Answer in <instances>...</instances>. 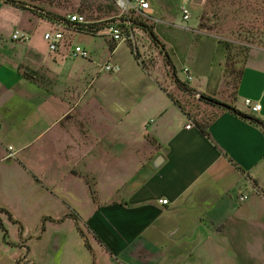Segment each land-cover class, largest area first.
Wrapping results in <instances>:
<instances>
[{
	"label": "crops",
	"instance_id": "obj_1",
	"mask_svg": "<svg viewBox=\"0 0 264 264\" xmlns=\"http://www.w3.org/2000/svg\"><path fill=\"white\" fill-rule=\"evenodd\" d=\"M149 1L154 25L183 21L181 9L186 6L190 20L196 19L200 26L212 0ZM221 1L213 0L215 8L223 7ZM30 15L28 10L0 0V42L20 51L15 55L11 48L0 49V209L18 222L0 212L7 232L16 228L20 238L26 235L33 238L34 245L50 248L56 236L67 235V223L80 237L75 221L67 217L75 212L83 231L88 229L97 241L100 253L110 257L108 263L262 262L256 255L264 256V126L229 110H218L210 121L208 138L157 84L161 106L149 105L150 113L134 122L139 136H150L156 147L151 145L145 164L141 155L137 157L133 165H140L138 179L136 175L133 186L121 195L125 198L111 197L96 205L90 197V178L96 167L94 110L100 106L108 122L119 115L120 122L127 121L133 110L119 108L116 102L113 108L109 103L105 106L106 101L95 91L98 78L86 65L68 62L69 53L58 58L31 40L13 41L15 30L10 33L8 29L28 33ZM199 32L208 34L200 28ZM220 41L213 35L217 64L207 69L201 65L188 68L193 76L188 86L264 124V46L248 52L236 94L229 100L223 85L226 49ZM111 87L104 84L100 88L103 96ZM248 99L261 104L260 113H251L245 103ZM105 149L111 160L109 147ZM158 155L164 156V163L149 171ZM248 180L255 191L240 204L237 197ZM99 185L98 180L97 189ZM259 240L261 247H256ZM13 246L4 241L0 226V255L7 256ZM256 249L263 251L255 253Z\"/></svg>",
	"mask_w": 264,
	"mask_h": 264
},
{
	"label": "rangeland",
	"instance_id": "obj_2",
	"mask_svg": "<svg viewBox=\"0 0 264 264\" xmlns=\"http://www.w3.org/2000/svg\"><path fill=\"white\" fill-rule=\"evenodd\" d=\"M15 1L20 4L16 6L17 8L28 10L32 14L30 15L32 23L27 26L29 34L24 33L30 36V43L40 47L42 51H46L48 48L44 41L45 32L55 29L52 21L44 18L45 15L58 16L59 18H66L70 14L85 16L91 30L79 31L78 34L66 33L65 43L60 50L53 54L61 58L62 53L67 55L69 53L68 62L76 61L79 67L84 64L90 68L95 74L94 77L98 78L95 91L98 92L99 97L106 101L105 106L108 103L116 102L119 108L133 110L127 121L120 122L119 115L117 119L108 122L103 117V109L100 106H94L97 107L94 110L96 167L95 174L91 176L90 180L93 182L92 187H96L97 201L94 200L93 194L90 197L96 205L111 197L125 198L121 195L130 190L133 186L131 182L135 181L136 175L140 172V165H133L136 164L137 157L141 155L145 164L152 150L151 145L156 147L150 136L145 134L139 136V130L135 127L134 122L136 118H144L147 113H150L149 105L161 106V98L156 93L159 90L157 84L165 88L180 102L185 113L194 123L207 124L219 109L201 102L199 94L192 95L178 87L176 80L190 88L189 82L184 80V68L201 65V69H207L217 64V50L212 43L213 35H216L221 39L220 43L226 49V70L223 85L224 93L231 100L238 75L243 68L248 52L254 46H264V0H222L220 4L223 7L221 9L215 8L216 4L212 0L211 7L204 9V21L200 26L196 25V19L190 20L188 23L175 20L167 22L168 24L156 23L154 25L152 20L135 18L134 28L130 33L124 28L123 33L127 40L121 43L115 42L107 29L109 23L125 17L118 9L116 0ZM214 17L217 18L213 19ZM140 24L153 26L158 39L165 42L159 41L160 44H157L145 31L144 26ZM199 28L208 34L199 32ZM14 30L17 31V29H8V32L11 33ZM4 45L0 42V49L11 48L14 51L13 54L19 55L20 51L17 46L14 49ZM75 47H84L90 50L91 58L89 60L72 59L70 50ZM116 48V52L112 55ZM132 50L140 56L143 65L137 64L131 54ZM107 61L118 63L121 71L117 74L100 73V66ZM174 61H176L177 67H175ZM104 84L112 86L106 96H103L104 93L100 90ZM150 86L152 90L149 91L147 87ZM84 96L82 95V97ZM111 107L113 108L114 105L112 104ZM105 147H109L108 151H111V160L107 156ZM103 163L106 170L108 169L104 177L103 173L105 174L106 170L103 168ZM105 179L108 182L105 185L101 184ZM98 180L100 182L99 189H97ZM110 194L113 196H109ZM80 197L85 199V196ZM260 221L262 223V219ZM69 225V223L66 225L67 235L59 238L56 236V240L52 239L54 242L50 248L34 245L33 238H28L26 235L25 239L22 236L20 238L17 229L10 227L8 241L14 245V249L8 251L7 256L0 255V257L2 256L0 264H115L114 261L108 263L110 257L100 253L97 241L91 236L88 229H84V234L94 249L91 251L86 247L83 237L73 233L72 227L70 230ZM261 244L262 241L259 240L256 247H261ZM253 251L260 253L263 250ZM256 257H258L257 261L262 260V262H254V264H264V256L256 255ZM227 260L231 264V261Z\"/></svg>",
	"mask_w": 264,
	"mask_h": 264
},
{
	"label": "built area",
	"instance_id": "obj_3",
	"mask_svg": "<svg viewBox=\"0 0 264 264\" xmlns=\"http://www.w3.org/2000/svg\"><path fill=\"white\" fill-rule=\"evenodd\" d=\"M116 5L121 13L127 18V24L130 25L135 18L153 20L152 13L153 8L149 0H116ZM182 18L185 23L190 20V10L184 6L181 9ZM157 21V20H155ZM120 21L115 20L108 24L107 29L109 30L111 37L115 42H125L127 40L123 33V30L119 27ZM89 22L85 16L80 14H70L66 18L58 20L55 24L53 31H47L44 34V41L47 43L48 49L51 53H55L63 46L66 41V33L78 34L79 31L91 30ZM30 36L24 32L16 31L12 39L16 42H28ZM70 57L72 59H83L89 60L91 58L90 50L84 47H75L70 50ZM121 71V67L118 63L107 61L100 66L99 72L108 74H117ZM183 74L186 77L187 82L193 80V76L188 68H184ZM246 106L252 114H258L261 112L262 106L259 103H255L252 100H246ZM264 123V118L262 119ZM188 129L192 127V124L186 126ZM11 151L13 148H9ZM10 156H14L13 153ZM255 191V188L250 180L246 184L244 191H241L237 197V201L240 204L247 202L250 198L251 193ZM161 204H168V200H161Z\"/></svg>",
	"mask_w": 264,
	"mask_h": 264
},
{
	"label": "trees",
	"instance_id": "obj_4",
	"mask_svg": "<svg viewBox=\"0 0 264 264\" xmlns=\"http://www.w3.org/2000/svg\"><path fill=\"white\" fill-rule=\"evenodd\" d=\"M8 3H11V4H13L14 6H18V5H20L19 4V2L18 1H15V0H6ZM26 9V8H25ZM42 16H44L43 14H42ZM44 18H47V19H49V20H51V21H53V22H57L58 20H61V19H64V18H59L58 16H49L48 14L47 15H45L44 16ZM117 20H119V19H117ZM115 21V20H114ZM120 24H119V27L122 29V30H124V28L125 29H127L128 30V32L130 33L131 31H132V29L134 28V24H135V21L133 20L132 21V23L130 24V25H128L127 24V18L126 17H123V18H120ZM140 25H142V26H144V28H145V31L150 35V37H152L153 38V40L157 43V44H160V40L158 39V37H157V35L155 34V32H154V27L153 26H147V25H145V24H140ZM131 46V45H130ZM132 55L134 56V58H135V60L138 62V64H140V65H143V63L140 61V56L134 51V50H132ZM241 77H242V71H240V73H239V75H238V78H237V83H236V88H235V91H234V95L233 96H235V92H236V90H237V88H238V86H239V83H240V81H241ZM177 81V85H178V87L180 88V89H184V90H186V91H188L190 94H196V92L193 90V89H191V88H188L185 84H183V83H181L179 80H176ZM158 86L168 95V97L174 102V104L176 105V106H178V108H180L181 109V111L183 112V113H185V109H184V107L180 104V102L178 101V100H176L171 94H169L166 90H165V88H163L161 85H159L158 84ZM199 100L201 101V102H203V103H206V104H208V105H211V106H213V107H217L219 110H227L226 108H223L222 106H220V104H225V103H222L221 101H219V100H216V99H213V98H210V97H207V96H205V95H200V98H199ZM227 106H229L230 107V112L231 113H233L234 115H236V116H241V117H243V118H245V119H247V120H249L250 122H252V123H254V124H257V125H263L264 126V124H262L259 120H257V119H255L254 117H252V116H250V115H247V114H243V113H241L240 111H238L237 109H235L234 107H232V106H230V105H228V104H226ZM186 114V113H185ZM187 115V114H186ZM189 116V115H188ZM214 117H216V115L214 116ZM191 119V118H190ZM195 124H196V126L201 130V132L206 136V137H208V138H210V134H209V132H208V128H209V125H210V122L209 123H207V124H202V123H197V122H195ZM148 136V135H147ZM149 137V136H148ZM151 140H152V142H154V144H156V141L154 140V139H152V138H150ZM226 157H227V155L226 154H224ZM232 162V161H231ZM233 163V162H232ZM92 194L94 195L93 197H94V200L95 201H97V198H96V196H95V194H96V191H95V189L92 187ZM97 205H99V203L97 204ZM0 212H4V213H7V215H8V217L12 220V221H14L15 223H18L17 221H15L14 219H13V217L11 216V214L10 213H8L6 210H3V209H0ZM67 217H70V218H72L74 221H75V223H76V226H77V230H78V232H79V234L81 235V237H83V239L85 240V245H86V247L91 251L92 250V248H91V246H90V244H89V241L87 240V238H86V236H85V234H84V231H83V229L81 228V222H82V220H81V218H80V216L77 214V213H75V212H71ZM0 226H1V228H2V231H3V236H4V241L8 244V245H11V243H9V241H8V232H7V230L3 227V224L1 223V220H0ZM43 230H44V228H43Z\"/></svg>",
	"mask_w": 264,
	"mask_h": 264
},
{
	"label": "water",
	"instance_id": "obj_5",
	"mask_svg": "<svg viewBox=\"0 0 264 264\" xmlns=\"http://www.w3.org/2000/svg\"><path fill=\"white\" fill-rule=\"evenodd\" d=\"M223 108H226L227 110H230V107L226 104H220ZM165 159L163 155H158L148 166L149 171L150 170H158V168L164 163Z\"/></svg>",
	"mask_w": 264,
	"mask_h": 264
}]
</instances>
